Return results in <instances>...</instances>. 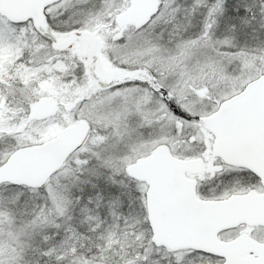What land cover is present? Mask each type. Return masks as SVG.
<instances>
[{
	"label": "snow or ice",
	"instance_id": "1",
	"mask_svg": "<svg viewBox=\"0 0 264 264\" xmlns=\"http://www.w3.org/2000/svg\"><path fill=\"white\" fill-rule=\"evenodd\" d=\"M0 264H264V0H0Z\"/></svg>",
	"mask_w": 264,
	"mask_h": 264
}]
</instances>
